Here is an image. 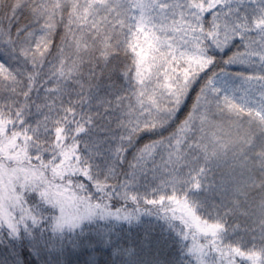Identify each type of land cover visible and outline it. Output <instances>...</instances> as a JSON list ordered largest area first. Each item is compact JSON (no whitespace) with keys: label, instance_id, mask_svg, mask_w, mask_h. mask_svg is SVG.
<instances>
[{"label":"snow or ice","instance_id":"6c2138e0","mask_svg":"<svg viewBox=\"0 0 264 264\" xmlns=\"http://www.w3.org/2000/svg\"><path fill=\"white\" fill-rule=\"evenodd\" d=\"M0 264H264V0H0Z\"/></svg>","mask_w":264,"mask_h":264}]
</instances>
